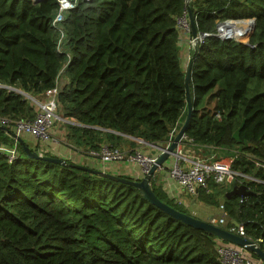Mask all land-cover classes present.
Returning a JSON list of instances; mask_svg holds the SVG:
<instances>
[{"label":"trees","instance_id":"1","mask_svg":"<svg viewBox=\"0 0 264 264\" xmlns=\"http://www.w3.org/2000/svg\"><path fill=\"white\" fill-rule=\"evenodd\" d=\"M189 9L198 33L209 36L191 50L187 136L264 159V0H79L60 24L62 52L53 25L57 0H0V116L33 117L32 98L55 87L69 55L68 83L59 87L63 118L117 133H106L114 147L120 134L165 145L188 114L179 21L189 22ZM226 19L255 20L247 42L211 35ZM12 135L0 130V144L12 146ZM96 141L85 143L98 150ZM24 147L18 142L13 163L0 153V264H222L217 237L166 214L135 186L30 158ZM234 168L264 178L243 159ZM156 178L155 195L192 215ZM209 187L199 189V202L223 203L249 236L264 237V185L232 199L229 188L213 181Z\"/></svg>","mask_w":264,"mask_h":264},{"label":"built area","instance_id":"2","mask_svg":"<svg viewBox=\"0 0 264 264\" xmlns=\"http://www.w3.org/2000/svg\"><path fill=\"white\" fill-rule=\"evenodd\" d=\"M57 1L58 10L53 25L61 32V37L57 44V50L62 52V46L65 42V32L60 27V24L65 19V14L75 9L79 0ZM85 1L90 2L92 0ZM187 20V16H184L179 21V25L181 21L182 23H186L184 25L188 28L190 35L191 28ZM253 21V19H248L246 21L226 19L217 24L215 32L211 35L221 40L247 42L252 35ZM244 22L247 24H244ZM233 29H236V33H233ZM208 36L209 34L199 35L197 39L191 37V44L195 47L198 43H202ZM70 60L71 57L68 55L67 63L60 72L59 80L63 76ZM59 80L55 87L45 92L43 99L39 100L32 98L33 103L36 106L33 117L10 118L0 116V126L12 130L16 136L21 138L26 134H31L41 142L46 141L50 136L55 121L63 119L58 115ZM0 87L2 86L0 85ZM178 131L179 129H174L171 133V138L168 141L169 143H171ZM14 134L13 137L15 138V141L12 146L0 144V153L7 157L9 163H13L19 156L18 140ZM140 143L149 144L143 140H141ZM177 152L175 164L169 170V175L178 181L186 194L194 198L197 197L199 189H206L207 192H210V181H213L224 188H229V190L232 189L234 183L244 185L253 195L257 192L259 185H264V178L256 176L255 173L245 172L241 169L234 168L235 163L243 159L246 162V165L252 164L254 171L264 172V159L251 152H245L240 148L229 149L213 144H199L192 138L188 137L187 134H185L180 140ZM38 153L43 155L40 152ZM223 153L226 155H223ZM88 154L94 158L102 160L105 164L121 163L131 160L142 167L145 175L148 174L157 159L145 155L141 151L129 153L120 147H114L110 144L102 145L98 150L89 149ZM218 210L219 214L212 215L207 220L208 222L220 226L238 236L251 240L258 246H261V244L264 243V237L253 238L248 235L245 222L231 221L223 203L218 206ZM261 227L264 231V226ZM218 240L222 242H219L220 244L217 247L218 258L222 264H253L251 259L246 257L245 254L247 251L245 249L226 243L220 239Z\"/></svg>","mask_w":264,"mask_h":264},{"label":"crops","instance_id":"3","mask_svg":"<svg viewBox=\"0 0 264 264\" xmlns=\"http://www.w3.org/2000/svg\"><path fill=\"white\" fill-rule=\"evenodd\" d=\"M192 47L194 48L193 44H191V42L189 41L181 44L182 50L184 49V53L187 54L189 57L191 56ZM189 61L190 58L185 64L186 60H182L183 67L185 65L186 69L189 64ZM60 82L62 84L68 83V76H66V74H63V76L60 78ZM70 125L74 127L76 126L81 128H88L93 131V134L74 133L69 127ZM106 133H115V132H112L111 130H105L100 127L85 126L72 118H63L60 121L58 120L55 121L54 126L51 129L50 136L46 141L41 142L31 134H26L22 136V140L25 141L26 144L29 146V148L34 152H40L44 156L50 155L51 157L59 158L65 161L67 164L71 163L73 165H80L94 170H102L104 172L119 176L124 175L131 177L133 179L144 178L145 174L143 172V169L136 162L127 160L121 163L105 164L102 162V160L98 158H94L88 154L90 145L88 144V142L86 144L85 141L87 140L89 141L93 136L96 137L97 145L101 144L102 146L109 142L113 143V141L107 140L108 138L106 137ZM120 136H122L124 139L119 147L124 149L126 152L130 153L135 151H141L143 154L151 156L153 158H157L161 154V151L153 147L152 144H146V143L141 144L140 143L141 139L139 138L126 136L123 134H120ZM167 144L170 143L167 142L165 145H161V146H166ZM175 161L176 159L174 157L169 158L166 161L164 168L159 172V175H157L156 179L158 184L161 185L163 190L167 193V195L170 198L174 199L175 202L183 204L189 210L192 209L195 205V203H192L191 198L193 197L186 194L179 185L178 181L169 175L170 172L169 170L171 169L170 167L175 164ZM203 212L204 209L202 210V215ZM212 215L214 214L212 213L208 215L207 220ZM253 264H264V263L260 261L259 262L254 261Z\"/></svg>","mask_w":264,"mask_h":264},{"label":"water","instance_id":"4","mask_svg":"<svg viewBox=\"0 0 264 264\" xmlns=\"http://www.w3.org/2000/svg\"><path fill=\"white\" fill-rule=\"evenodd\" d=\"M37 1H39V0H35V2H37ZM188 1H190V0H188ZM188 12H189L188 17H189V24H190V28H191V36L193 39H197L199 37V35H203V34H199L197 31V26H196V22H195V18H194L192 10L189 9ZM252 28H253L252 29V33H253L255 30V20L253 21ZM191 68H192V59H190V61H189L188 67L186 69V74H185L186 94H187V102H188V114H187L186 120H185L184 124L182 125V127L180 128V130L178 131L177 135L174 137V139L171 141V143L168 146L167 145L161 146V145H153L152 144L153 147H155L156 149L161 151V154L157 157L155 164L151 167L150 171L148 172V174H146L144 176V178L130 180V179L122 178L119 175L104 172L102 170H94V169L84 167V166H80V165H74V166L79 168V169L85 170V171L93 172V173H96L98 175L108 177V178L113 179L115 181H121V182L128 183V184L135 186L136 188H138L140 190V192L143 194V196L151 204L155 205L156 207H158L159 209H161L162 211H164L166 214L170 215L171 217H173V218H175V219H177V220H179V221H181V222H183V223H185V224H187L193 228L205 231L206 233H208L214 237H217L218 239H220L226 243L233 244L237 247L243 248L246 251H248L252 254H255L256 256H258L261 259L262 262H264V251L261 248V246H258L253 241L248 240L246 238H243L241 236H238V235H236V234H234V233H232V232H230V231H228V230H226L220 226H216V225L208 222L207 220L199 219L193 215L181 212V211L173 208L172 206H170L167 203L160 200L155 195V193L151 187V180L153 179V177L159 175V172L164 168L166 161L171 157L176 158L177 153H178L177 152L178 144H179L180 140L182 139V137L185 134H187L188 125H189L191 115H192V103H191V97H190V83H191V71H192ZM23 94H25V93H23ZM25 95L30 97L27 94H25ZM0 130L8 131L7 128L2 127V126H0ZM16 137H17L18 142L21 143L23 141L21 137H19V136H16ZM24 150L26 152V155L30 158L43 159V160H47V161L54 162L57 164L67 165V163L65 161H63L59 158L40 155L38 152H34L29 147H24ZM249 195H253V194L247 190L246 186L238 185L237 183H234L232 189L226 193V198L232 199L233 197H245V196H249Z\"/></svg>","mask_w":264,"mask_h":264},{"label":"rangeland","instance_id":"5","mask_svg":"<svg viewBox=\"0 0 264 264\" xmlns=\"http://www.w3.org/2000/svg\"><path fill=\"white\" fill-rule=\"evenodd\" d=\"M243 21H246L248 19H242ZM186 23H182V21L180 22V29H181V44H183L184 42H192V39H191V34L189 35V31H188V28H186V26L184 25ZM244 24H247L244 22ZM236 33V32H235ZM246 41V40H244ZM192 49H194L192 47ZM187 53V52H186ZM187 54L184 53V49L182 50V60H186L185 64L187 63V61L189 60V57ZM185 69H186V66L184 65ZM183 67V68H184ZM188 67V66H187ZM67 76V75H66ZM60 84H62L60 82ZM28 97V96H27ZM58 115L62 117L61 115V112H58ZM223 155H226L223 153ZM172 167V166H171ZM170 167V168H171ZM194 198V197H193ZM191 198L192 199V203H195L194 207L192 209H189V213H191L193 216L199 218V219H204V220H207V217L208 215L210 214H214V215H218L219 214V210H218V206H215V205H208V204H205L203 202H199L196 198ZM222 202V201H221ZM204 209V212H203V215H202V210ZM248 252V251H247Z\"/></svg>","mask_w":264,"mask_h":264},{"label":"bare ground","instance_id":"6","mask_svg":"<svg viewBox=\"0 0 264 264\" xmlns=\"http://www.w3.org/2000/svg\"><path fill=\"white\" fill-rule=\"evenodd\" d=\"M235 30H236V29H233V30H232V31H233V33H234V32H236ZM232 31H231V32H232Z\"/></svg>","mask_w":264,"mask_h":264}]
</instances>
